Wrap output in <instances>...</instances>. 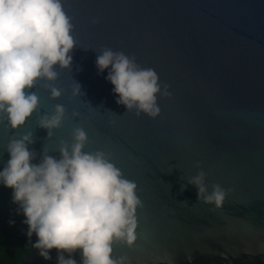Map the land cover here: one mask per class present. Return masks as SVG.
Returning a JSON list of instances; mask_svg holds the SVG:
<instances>
[{"label": "water", "instance_id": "95a60500", "mask_svg": "<svg viewBox=\"0 0 264 264\" xmlns=\"http://www.w3.org/2000/svg\"><path fill=\"white\" fill-rule=\"evenodd\" d=\"M62 3L76 40L71 68L54 66L62 95L51 99L38 82L31 91L40 103L25 124L9 130L6 121L0 123V171L10 158L11 137L31 132L28 148L36 153L32 163H39L44 150L59 159L61 141L70 144L72 130L82 127L88 136L84 151L109 154L137 184L143 204L135 245L115 247L114 255L130 264H264V0ZM104 48L134 56L169 85L171 95L157 97L156 118L137 117L116 103L109 69L99 73L96 67ZM77 83L83 95L73 97ZM57 104L65 116L49 138L39 119ZM197 162L209 191L216 183L233 189L216 211L197 201V189L187 185L200 170ZM12 191L0 183V233L28 240L17 264H57L56 249L45 260L31 247L37 237L27 236ZM71 258L80 264L81 250Z\"/></svg>", "mask_w": 264, "mask_h": 264}, {"label": "clouds", "instance_id": "9594fccd", "mask_svg": "<svg viewBox=\"0 0 264 264\" xmlns=\"http://www.w3.org/2000/svg\"><path fill=\"white\" fill-rule=\"evenodd\" d=\"M73 31L62 0H0V123L6 121L9 130H17L36 112L40 97L31 89L38 82H43L51 99L62 95L55 86L59 73L54 66L71 68ZM96 67L99 73L109 69L106 79L113 85L116 103L137 117L156 118L158 95H171L154 69L141 67L123 51L104 48ZM77 95H83L78 83L72 89V96ZM64 116V106L57 104L50 115L39 119V126L50 138ZM71 137L70 144L61 141L59 159L44 150L39 163H32L36 153L28 148L34 143L31 132L11 137L6 146L10 158L0 171V183L13 190L12 202L25 216L27 236L37 237L31 247L45 260L56 249L57 264H77L71 257L81 250L80 264H130L126 256L114 255V248H131L137 240V209L143 207L137 184L124 177L109 154L84 151L88 136L82 127H75ZM194 166L200 170L187 179V185L197 189V201L213 206L212 211L222 208L233 189L216 183L209 191L207 173L200 162ZM187 185L182 184L181 191ZM187 258L192 261V255Z\"/></svg>", "mask_w": 264, "mask_h": 264}, {"label": "trees", "instance_id": "16d2710c", "mask_svg": "<svg viewBox=\"0 0 264 264\" xmlns=\"http://www.w3.org/2000/svg\"><path fill=\"white\" fill-rule=\"evenodd\" d=\"M28 244V240L21 236L0 233V264H17L20 257L28 251Z\"/></svg>", "mask_w": 264, "mask_h": 264}, {"label": "flooded vegetation", "instance_id": "af4514ba", "mask_svg": "<svg viewBox=\"0 0 264 264\" xmlns=\"http://www.w3.org/2000/svg\"><path fill=\"white\" fill-rule=\"evenodd\" d=\"M214 264V263H213ZM216 264H220V263H216Z\"/></svg>", "mask_w": 264, "mask_h": 264}]
</instances>
